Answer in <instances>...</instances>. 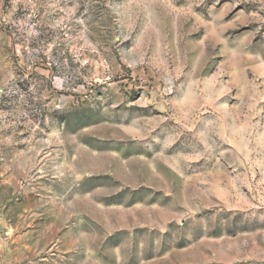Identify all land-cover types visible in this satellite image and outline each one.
<instances>
[{
	"label": "rangeland",
	"instance_id": "obj_1",
	"mask_svg": "<svg viewBox=\"0 0 264 264\" xmlns=\"http://www.w3.org/2000/svg\"><path fill=\"white\" fill-rule=\"evenodd\" d=\"M0 264H264V0H0Z\"/></svg>",
	"mask_w": 264,
	"mask_h": 264
}]
</instances>
